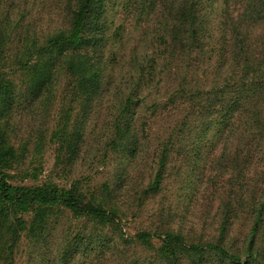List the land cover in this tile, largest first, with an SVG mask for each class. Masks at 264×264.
Listing matches in <instances>:
<instances>
[{
	"label": "rangeland",
	"instance_id": "1",
	"mask_svg": "<svg viewBox=\"0 0 264 264\" xmlns=\"http://www.w3.org/2000/svg\"><path fill=\"white\" fill-rule=\"evenodd\" d=\"M195 1L91 0L84 41L61 43L39 56L38 47L70 35L79 0H0V153L1 147L16 149L2 174L13 187L54 186L117 215L115 223H105L59 205L8 206L0 211L8 220L0 222V264H62L69 243L78 247L69 264H156L165 233L180 235L188 246L220 243L239 256V264H254L246 256L253 241L254 257L264 264V213L255 226L257 203H264L258 193L262 153L240 174L224 168V129L214 125L193 165L185 147L186 139L202 133L189 117L198 108L187 97L171 103L184 73L186 88L193 78L206 82V66L193 76L178 51L180 12ZM199 9L210 40H216L229 36L241 3L202 0ZM244 31L253 45L264 37L262 27ZM130 96L133 105L119 120ZM172 135L184 142L171 148L154 191L161 143ZM121 138L123 150L114 144ZM221 200L229 204V216L224 207L218 210ZM14 231L20 237L12 248ZM142 231L160 238L142 245L133 240ZM207 258L205 264H232L217 255ZM194 259L195 253L182 251L175 264Z\"/></svg>",
	"mask_w": 264,
	"mask_h": 264
},
{
	"label": "trees",
	"instance_id": "2",
	"mask_svg": "<svg viewBox=\"0 0 264 264\" xmlns=\"http://www.w3.org/2000/svg\"><path fill=\"white\" fill-rule=\"evenodd\" d=\"M90 1L79 0V8L74 13L73 28L69 36L51 39L47 45L38 47L34 54L41 56V54L47 53L48 55L61 43H65V46L74 43L81 44L84 41L81 37V31L87 15L91 12ZM201 1L192 2L186 11L183 9V13L180 12L184 23L178 33L180 39L177 42L180 49L178 51L182 55L181 59L185 60L187 69L190 68L193 76L200 68V65L206 66L202 73L206 82L204 81L205 84L200 82L204 78H193V85L186 88L187 75L183 71L184 76H182L179 85L180 89L175 94L173 93L171 103L187 97L198 108L189 117L190 119L194 117V120L199 122L194 127L195 129H201L202 133L200 135L197 134L196 138H194L195 141L186 139L187 145L185 147L192 164L196 165L200 156L204 153L202 137L214 125H218L224 129L223 138H221L223 147L219 160H225L224 168H229L230 166L232 170L234 169L240 174L260 153H262L260 160L264 162V37L259 41L258 45H253L244 31L247 26L262 27L264 29V0H237V2L241 3V13L238 19L236 21L231 19L233 22L229 27V36L227 38L220 37L216 40H210L211 36L205 27V13L199 9ZM50 48L54 50L49 51ZM112 55L117 57L115 52ZM224 65L227 68L221 71ZM180 67L179 69H181ZM142 78L143 72L139 74L138 80L141 81ZM131 105H133V100L130 96L127 97L124 103V109L121 111L119 120L124 119V114L128 113ZM158 107L157 103L151 106L155 114V110ZM121 122H117V137L122 134L123 126ZM181 131L180 129L177 134ZM134 138H137V136L134 135ZM118 140L114 141V144L117 148L123 150L125 147V145L122 147L121 142L123 139ZM183 142L184 138L181 139L178 136L174 139L172 135L161 143L160 160L157 169L159 177L153 183L152 190H159L160 178L167 169L171 148H174L177 144L182 145ZM232 145L235 146V149L231 154L228 149ZM1 150V153L4 154L0 153V211L8 206L20 209L33 205H59L76 215L90 216L105 223H115L116 213L106 211L97 206L82 204L73 196L72 192L59 190L54 186L41 188L11 186L2 174V168L7 166L10 157L14 155L16 149L13 146H9L7 148L1 147ZM227 171L225 170V172ZM260 183L262 189L258 193L264 200V174ZM257 204H259V207L256 210L257 220L255 226H258V221L261 220L264 213V203L258 202ZM228 206L229 204L224 205L221 200L218 210L224 207L225 215L229 216L232 211ZM1 221L8 222V220L3 218H0ZM23 225L24 222H19V232L24 229ZM79 235L78 237L81 238ZM157 236L154 233L142 231L137 233L133 240L142 245H151V241ZM9 237L13 248L20 234L18 231H14ZM160 241L162 243L159 249L160 258H158L156 264H161L162 261H170L166 260L167 257L172 259L170 261L171 264L178 263L182 251L195 253L193 264L208 263L210 258L208 260L207 257L213 255H217L222 260L230 261L232 264H239V256L231 253L228 247L220 243L188 246L180 235L169 233H165L164 237L160 238ZM253 244V241L249 242L246 256L254 264H261L254 257L256 251L253 248ZM73 245L69 243L65 246L66 249L64 248L60 258L62 264H69L75 251L78 250V247ZM69 248L70 250H68ZM133 264H138V262Z\"/></svg>",
	"mask_w": 264,
	"mask_h": 264
}]
</instances>
